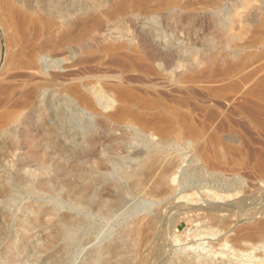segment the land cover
Here are the masks:
<instances>
[{
    "label": "rangeland",
    "instance_id": "rangeland-1",
    "mask_svg": "<svg viewBox=\"0 0 264 264\" xmlns=\"http://www.w3.org/2000/svg\"><path fill=\"white\" fill-rule=\"evenodd\" d=\"M89 1L58 3L68 9ZM249 1L243 5V0H225L214 8L204 0H182L191 6L146 21L147 28L160 27L169 39L170 61L161 59L153 73L128 80H152L172 106L185 99L184 109L203 126L205 136L219 131L220 151L225 152L228 144L245 149L243 163L233 161L234 153H225L223 161L212 166L203 159L196 139L173 133L168 145L157 144L146 134L133 132L138 126L106 120L99 113L83 116L75 105L64 110L65 98L50 87L46 93L50 100L63 98L60 163L48 145L41 147L54 169L45 173L34 164L21 169L28 156L22 157L23 149L0 130V264H264V239L237 237L264 220V175L253 166L256 157L264 156V128L249 114L258 105L263 118L264 104L247 94L264 75V0ZM234 11L236 19L231 22L229 14ZM80 12L75 10L71 17ZM241 25L249 32L238 37ZM1 34L0 40L7 42ZM66 50L57 55L58 70L66 69L77 52ZM240 57L244 62L227 74L211 72ZM94 68L79 70L87 81L99 85L102 72ZM113 69L108 65V74ZM24 73L9 69L5 74L19 90L26 81ZM167 113L178 131L180 120L170 110ZM139 150L178 160L180 178L170 191L150 194L148 179L126 173L142 162L135 154ZM220 208L231 210L229 224L218 214ZM67 220L73 224L66 225Z\"/></svg>",
    "mask_w": 264,
    "mask_h": 264
},
{
    "label": "bare ground",
    "instance_id": "bare-ground-1",
    "mask_svg": "<svg viewBox=\"0 0 264 264\" xmlns=\"http://www.w3.org/2000/svg\"><path fill=\"white\" fill-rule=\"evenodd\" d=\"M58 1L0 0V34L8 38L7 42L0 40V65L3 63L0 66V130L8 133L12 145L23 149L22 157L24 154L28 156V159L24 156L27 161L21 162V169L26 170L31 164L37 165L45 173L50 167L54 169L52 162H48L41 152L43 143L51 148L52 158L59 162L62 143L58 130L63 105V98L59 95L66 100L62 106L64 110L75 105L83 116L99 113L106 120L138 126V130L133 132L144 133L157 144L168 145L173 133L196 139L203 159L212 166L219 165L225 153H234L236 158L233 161L243 163L245 149L241 145L228 144L225 152L220 151L217 148L222 140L219 131L205 136L203 126L196 125L190 113L184 109L185 99L176 100L178 106L175 107L164 100L161 90L152 80H141L140 83L128 81L138 80L141 74L153 73L161 67V59L170 61L169 39L159 31L160 27L153 24V27L147 28L146 21L160 16L168 17L180 6L190 7V3H182V0H90L79 8L67 9L60 6ZM223 1L204 0V3L219 8ZM249 3V0H243V5ZM75 10L82 12L73 18L71 16ZM236 15V11L229 14V20L233 22ZM241 26L238 37L249 32L248 26ZM68 48H75L76 55L70 57L66 69L58 70L61 65L57 55L64 54ZM243 62L244 57L237 61L231 59L223 68L212 67L211 72L225 75L232 67ZM91 65L96 67L94 71L102 72L99 85L81 75L79 69L84 66L90 68ZM108 65L114 68L111 74H108ZM186 65L190 66L191 62ZM9 69L26 73V81L20 84L21 89L18 90L19 84H14L12 77L5 74ZM230 86L235 88L237 83ZM50 87L60 91L51 100L46 95ZM247 94L264 104V75L253 82ZM168 110L180 120L178 131L172 128ZM33 113L35 115L32 117ZM249 114L255 116L256 124L264 128V117L259 118L261 112L258 105H253ZM203 138L214 144L208 145L202 141ZM135 154L142 162L126 173L148 179V193L163 194L178 182L181 165L178 160L165 157L162 153L147 156V153L139 150ZM253 166L264 175V156L256 157ZM205 187V184L200 185L202 191L206 190ZM217 212L222 221L230 223L231 210L220 208ZM72 224L73 220H67L66 225ZM246 236L264 239V220L237 234V237Z\"/></svg>",
    "mask_w": 264,
    "mask_h": 264
}]
</instances>
